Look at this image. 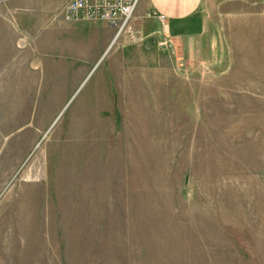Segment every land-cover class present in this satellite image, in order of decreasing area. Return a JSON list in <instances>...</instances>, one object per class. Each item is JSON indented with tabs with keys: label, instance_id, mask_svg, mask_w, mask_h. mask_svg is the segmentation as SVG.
<instances>
[{
	"label": "rangeland",
	"instance_id": "rangeland-1",
	"mask_svg": "<svg viewBox=\"0 0 264 264\" xmlns=\"http://www.w3.org/2000/svg\"><path fill=\"white\" fill-rule=\"evenodd\" d=\"M67 1L0 0V264H264V0Z\"/></svg>",
	"mask_w": 264,
	"mask_h": 264
},
{
	"label": "crops",
	"instance_id": "crops-1",
	"mask_svg": "<svg viewBox=\"0 0 264 264\" xmlns=\"http://www.w3.org/2000/svg\"><path fill=\"white\" fill-rule=\"evenodd\" d=\"M202 2L203 0H140L136 11L141 14L152 13L155 21L162 25L161 33L177 35L191 30H203L196 20ZM121 32H116L106 52L118 41Z\"/></svg>",
	"mask_w": 264,
	"mask_h": 264
},
{
	"label": "built area",
	"instance_id": "built-area-1",
	"mask_svg": "<svg viewBox=\"0 0 264 264\" xmlns=\"http://www.w3.org/2000/svg\"><path fill=\"white\" fill-rule=\"evenodd\" d=\"M139 0H68L64 6L66 19L81 17L86 20L103 19L120 28L132 17ZM123 27V29H124ZM117 30V31H118Z\"/></svg>",
	"mask_w": 264,
	"mask_h": 264
},
{
	"label": "bare ground",
	"instance_id": "bare-ground-1",
	"mask_svg": "<svg viewBox=\"0 0 264 264\" xmlns=\"http://www.w3.org/2000/svg\"><path fill=\"white\" fill-rule=\"evenodd\" d=\"M123 27H124V24H123V26L120 28V30H118V31H119V32L122 31V30H123Z\"/></svg>",
	"mask_w": 264,
	"mask_h": 264
}]
</instances>
